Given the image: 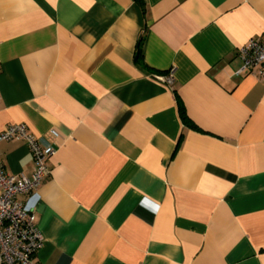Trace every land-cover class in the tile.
<instances>
[{
  "label": "crops",
  "instance_id": "1",
  "mask_svg": "<svg viewBox=\"0 0 264 264\" xmlns=\"http://www.w3.org/2000/svg\"><path fill=\"white\" fill-rule=\"evenodd\" d=\"M143 4L0 0V131L55 149L19 197L35 262L264 264V77L238 56L264 0ZM0 159L31 175L24 141Z\"/></svg>",
  "mask_w": 264,
  "mask_h": 264
},
{
  "label": "built area",
  "instance_id": "2",
  "mask_svg": "<svg viewBox=\"0 0 264 264\" xmlns=\"http://www.w3.org/2000/svg\"><path fill=\"white\" fill-rule=\"evenodd\" d=\"M238 56L241 71H255L264 77V41L251 39L241 47ZM172 84L171 77L162 79ZM24 141L31 154V175L8 174L0 159V264H36L43 238L36 226L33 211L19 197L33 194L48 175V160L55 154L51 146H43L23 124L8 125L0 131V143Z\"/></svg>",
  "mask_w": 264,
  "mask_h": 264
},
{
  "label": "trees",
  "instance_id": "3",
  "mask_svg": "<svg viewBox=\"0 0 264 264\" xmlns=\"http://www.w3.org/2000/svg\"><path fill=\"white\" fill-rule=\"evenodd\" d=\"M135 2L138 4V6H139L142 10H144L143 0H135ZM136 60L141 61V54H140L139 52H138V54L136 55ZM182 115H183V117H184L183 112H182ZM185 119H186V117H185Z\"/></svg>",
  "mask_w": 264,
  "mask_h": 264
}]
</instances>
